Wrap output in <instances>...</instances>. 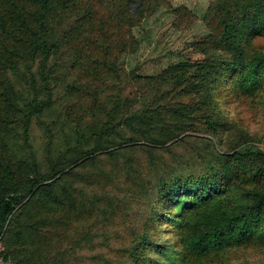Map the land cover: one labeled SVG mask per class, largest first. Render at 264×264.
<instances>
[{
  "label": "rangeland",
  "instance_id": "obj_1",
  "mask_svg": "<svg viewBox=\"0 0 264 264\" xmlns=\"http://www.w3.org/2000/svg\"><path fill=\"white\" fill-rule=\"evenodd\" d=\"M214 1L163 0L128 32L112 10L80 0L90 8L93 24H100L83 41L77 15L50 0L44 38L52 55L7 70L18 109L4 117L0 153L12 169L23 165L38 186L17 200L0 224V264H134L130 248L152 210L144 194L156 192L170 169L183 176L203 174L220 149L233 146V136L217 144L203 122L205 108L185 78L195 69L178 84L172 78L173 65L203 60L197 45L210 35L205 18ZM178 12L188 21L179 23ZM91 62L104 75L83 72ZM220 100V119L234 126V137L241 129L256 139L244 149L264 152L258 109L227 96ZM171 107L189 114L178 117ZM108 124L110 132H101ZM162 128L171 131L162 136ZM153 157L159 160L155 166ZM135 171L144 188L129 186L127 176L131 180ZM161 219L149 222L150 238L177 246L173 222ZM209 262L264 264V241L229 245ZM167 263L162 258L161 264Z\"/></svg>",
  "mask_w": 264,
  "mask_h": 264
},
{
  "label": "trees",
  "instance_id": "obj_2",
  "mask_svg": "<svg viewBox=\"0 0 264 264\" xmlns=\"http://www.w3.org/2000/svg\"><path fill=\"white\" fill-rule=\"evenodd\" d=\"M96 1L104 10H112L113 17H121L128 32L143 15L164 3L163 0H85V4L90 6ZM54 2L77 15V30L83 41L92 38L100 24H93L90 8L81 5L80 0ZM49 5L50 0H0V132L8 124L4 117L18 109L7 70L52 55L44 38V16ZM184 15L178 12L179 23L188 21ZM205 24L210 35L197 45L203 60L194 65H173L172 78L178 84L184 73L187 76L189 70L195 69L194 76L185 78L188 90L205 108L203 122L217 144L221 146L224 138L233 136V146L220 149L208 161L203 174L183 176L170 169L171 174L157 181L156 192L147 197L144 194L152 202V210L143 232L130 248L134 264H161L162 258L167 259V264H210L212 254H220L229 245L264 241V152L244 149L255 137L241 129L234 137V126H227L220 119L222 96L244 103L251 110L255 106L264 118V0H215L207 9ZM98 47L102 49V42ZM83 72L89 76L104 75L93 62ZM190 77L195 79L191 81ZM169 111L178 117L189 114L187 108L171 107ZM111 128L108 124L101 132L109 133ZM170 131L162 128L160 134L166 136ZM153 137L154 134H148L150 143ZM2 156L0 153V224L13 214L14 203L38 186L23 165L14 170ZM158 162L153 157L150 164L155 166ZM127 182L129 186L132 183L144 188L139 171L133 172L131 180L127 176ZM162 217L173 222L171 233L177 246H165L150 238V221H162ZM151 252H156V261L151 259Z\"/></svg>",
  "mask_w": 264,
  "mask_h": 264
}]
</instances>
